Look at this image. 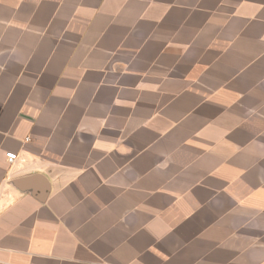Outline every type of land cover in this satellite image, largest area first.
Returning a JSON list of instances; mask_svg holds the SVG:
<instances>
[{
  "label": "crops",
  "instance_id": "crops-1",
  "mask_svg": "<svg viewBox=\"0 0 264 264\" xmlns=\"http://www.w3.org/2000/svg\"><path fill=\"white\" fill-rule=\"evenodd\" d=\"M0 264H264V0H0Z\"/></svg>",
  "mask_w": 264,
  "mask_h": 264
},
{
  "label": "built area",
  "instance_id": "built-area-1",
  "mask_svg": "<svg viewBox=\"0 0 264 264\" xmlns=\"http://www.w3.org/2000/svg\"><path fill=\"white\" fill-rule=\"evenodd\" d=\"M6 156H7L8 161L10 163H13L17 159L18 154L14 152H10V153H7Z\"/></svg>",
  "mask_w": 264,
  "mask_h": 264
}]
</instances>
